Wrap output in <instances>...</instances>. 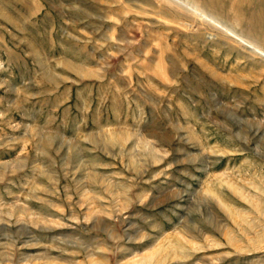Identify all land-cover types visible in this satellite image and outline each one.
Wrapping results in <instances>:
<instances>
[{
  "label": "rangeland",
  "instance_id": "374dc122",
  "mask_svg": "<svg viewBox=\"0 0 264 264\" xmlns=\"http://www.w3.org/2000/svg\"><path fill=\"white\" fill-rule=\"evenodd\" d=\"M0 264H264V0H0Z\"/></svg>",
  "mask_w": 264,
  "mask_h": 264
}]
</instances>
